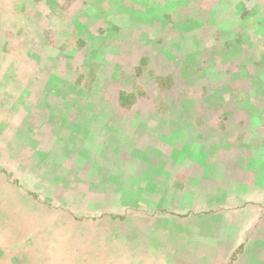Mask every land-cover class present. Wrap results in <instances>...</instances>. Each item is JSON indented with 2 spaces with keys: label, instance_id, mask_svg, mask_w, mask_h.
<instances>
[{
  "label": "rangeland",
  "instance_id": "374dc122",
  "mask_svg": "<svg viewBox=\"0 0 264 264\" xmlns=\"http://www.w3.org/2000/svg\"><path fill=\"white\" fill-rule=\"evenodd\" d=\"M11 2L12 1L10 0H0V165L5 166L6 170L13 173L11 174V179L17 180L18 187L13 185L11 181H6L4 177L0 175V223L1 225L5 222L14 223L13 220L15 217H18V220L16 221L17 225L23 226V220L21 221V219L26 215V209L29 205L30 209L34 207V217L38 219L40 218L42 220L41 222L46 226H50L51 229L49 228L50 230L48 229L46 234L41 232V234L36 235L35 237L34 235H31L26 246H23V243L19 242L20 240H18L17 237L15 238L18 242L15 243L12 237L14 235H10L11 237L7 236L13 232V228L11 231H7L6 234L3 233L5 230H2V233L0 234V243L6 246V249H8L11 244L10 249L5 252V255L13 253L11 261L18 260L21 262L22 259H18L19 256L27 257L29 255L31 258L29 261H32L34 264H44L42 254L40 253L53 246L54 251L56 250L55 260L60 258L65 254V246L68 244L67 250L74 247L75 257L73 260L75 261V264H83L81 257L78 255L77 249H86L87 245L85 243L87 240L84 232L83 234H76L75 231L67 229L66 225L69 223L70 219L68 213L71 212H66L65 210H63L64 212H61L62 202H64L61 200L62 196H60V200L56 202L49 201V199H53L49 198L50 196L52 197L53 193L65 189L63 186L64 182L67 183V185H71L72 183H76L77 178L80 177L78 174L76 176L71 172L70 167L72 165L75 167L76 163L80 166L79 159L76 157L82 150L74 147V138L75 132L81 127V120L89 115V111L84 112V108L79 107L76 99L79 95H83V98H85L83 100H86V97L84 96L88 92H91L88 96H91L92 98L96 96L95 93H93V90L97 88V86H100L101 83L104 84L108 80V77L110 78L111 75L114 74L112 70L115 66L118 70L124 65L131 67L129 64L132 61L138 60L139 53H141V55H146L148 52H151L152 54L154 53L155 55L156 53L158 54V47L156 48V45L153 42L147 43L145 41L158 34V30L160 31L162 28L151 27V30H148V32H144L138 27L134 28L132 34L128 35L129 37L131 36L129 40L130 43L128 41L129 44H124L117 41L118 38H116V34L113 33V30L110 29L109 24L103 26V36L94 34L92 28L96 23V19L91 18L90 22H87H92L91 26H86L84 30L82 29L83 31L80 30V25L78 26V23L75 21V25L71 23V25L66 27V30L60 28L59 34L55 33L51 36L45 34L46 30L44 28L41 30L40 27L42 25L51 26L53 23H61L67 19L69 15H73L70 9H65L67 13L64 14L55 10V15H58L57 17H59L58 21L56 19L57 17L47 21L45 13L38 12V9L42 8L41 6H39L38 9L34 8L31 1L28 2L27 6H18V4L11 5ZM27 7H29L28 11L25 10ZM260 8L264 11V6L262 4L256 6V10H260ZM245 9L249 10L247 7H245ZM99 10L97 9L98 12H100ZM49 12L50 11L48 10L47 13ZM78 16L77 18H71L70 21L78 19ZM96 18H100V16L97 15ZM87 21H89V19H87ZM258 27H264V16L262 19H259ZM121 29L122 28L120 27L119 31L121 35L122 33H126ZM193 30L192 34H194V36H189V33L188 35H183V37H186L189 41L184 44L178 43L181 44L182 47L177 45V50L179 52L175 54V58H170L171 60H162L160 56L158 59H154L151 55L148 62L141 63V71H143V74L137 77L138 84L145 86L146 90H149V87H151V84L153 83V78L157 75L166 74L167 70L170 68L171 70L169 71L177 72L175 76L177 78L176 84H178V82H180L179 80L182 79L179 77L178 72H180V68L187 66L184 57L189 55L192 56L190 49H205V59L207 60L218 57L219 51L211 50L212 48L208 47L209 39L205 37H211L209 35H204L208 29H203V26L200 25L196 29L193 28ZM234 31L236 30L234 29L233 32ZM143 35L145 36L143 37ZM232 36L233 37L229 41L230 45L236 46L237 42H242L240 45L241 47H238V52L243 60L246 58L249 62L253 63L256 60H259V52L261 53L264 51V37L261 36L259 30L253 26V24H251V27H244L242 24L239 26V30L232 34ZM78 37L89 42L86 50L87 53L92 51L94 55H96L89 66V70L90 68L92 69V75H89V73L87 79H85L83 85H81L85 88L82 92H80V87L78 88L79 84L74 82L76 70H78L80 75L87 74L89 70H82V66L80 65L81 61L78 58L79 49L68 44L64 51L57 50V47L65 40V38L69 40ZM169 39H171L170 36ZM45 42H47V44ZM254 42L257 44V49L256 52L249 57V50ZM45 44L47 47H45ZM111 46H114L115 49L105 50V48ZM168 54L169 52L167 51L165 56L167 57ZM188 58L189 63L195 65L199 63V61L193 56V59L191 57ZM106 61H108L107 64L109 63L110 66L112 65V68L107 69ZM144 64L146 65L144 66ZM85 66L87 67L86 64ZM249 73H251V71H244L239 77L235 76L237 79L233 81L228 79L229 75L228 77L220 76L218 78L217 76L215 77L210 74H201V79L200 77L191 79L193 75L190 77L185 75L183 78L185 81L184 90L177 86L178 90H175L173 87L170 91H166V86L163 85L161 88L162 91L160 90L158 101L155 100L156 103L147 100L146 102L144 101L145 98L142 97L140 102L133 107V115L126 112L121 115V118H119L121 113H117L118 115L116 116V111H114L113 114L115 113V115L114 118L113 116L112 118L115 124L121 121L120 125L116 124L119 126V130L114 132L112 136L106 134V144L97 151L89 152L87 156L89 159L88 165H92V170L85 169L88 165L82 167L85 169V175L83 174L81 177H84L87 181H91L93 188L95 187V175L103 176L104 171H106L105 173H118L115 179L118 182H120L121 179H128L132 174V168L137 166L134 162H137L140 159L134 156V162L125 161V159H120V157L119 160H117L118 157L116 150L122 146L123 142L127 141L129 146L132 147L134 145V149H131L132 153L134 152L135 154L138 150L141 151L143 148L149 147L150 149L148 148L145 150V154L148 156H151L150 154H152L156 159L151 164L153 167L146 172L143 171L140 176L135 177V180L138 182V188L135 189L134 185H130L129 188L125 190L124 195L128 194L131 199L140 198L146 195H156L158 194L159 188L166 193L168 187L163 184L166 175L170 177L169 180L172 179L177 172L187 173L188 176H191L192 178L199 177V170L202 163H200V158H198L193 151L190 150L189 153L186 152L183 156L179 157L180 153L183 152L182 150H179L180 148L176 149L173 145L170 150H165V147H163L164 142H157V140H161V136L165 134L161 133L162 130L165 129V125L168 124L165 117L171 116L176 120V118L182 116L181 121L186 122V124L189 121L190 130L193 131L197 117H199V115H204L206 116V120L202 125L201 130L205 131L208 127L206 122H210L212 117H215V112L220 111L219 109H225L227 111L232 109V105L235 104V100L240 95L239 91L242 89L239 87L242 83L240 77H249ZM252 74V77H255L256 71ZM70 76H72L73 79H70ZM95 79L97 84L93 83ZM197 80L199 81L197 82ZM259 80H262L263 83L260 84L259 81L257 89L259 92H262L264 88V74L259 77ZM233 90L236 93L237 91L239 93L236 94ZM226 93L228 94V97L224 102L223 96ZM175 95H178L177 100H175ZM258 101L259 102L256 103L257 108L255 111L254 123H256L257 120L264 119V99ZM146 104L149 105L150 108L154 105L153 108L156 107V109L160 113H164V115H159L158 112L155 111L152 113V116H145L142 121L140 118V112L148 107ZM64 110L66 114L62 115ZM82 113L84 115H82ZM19 115H23L21 120ZM246 116L247 115H244L241 112L232 115L229 123L231 124L230 126H237L241 121H246L247 124L245 126L243 125V131L241 130L242 127H237V131L239 132H232L230 137L224 140L230 142L227 149L214 146L212 142H210L211 144H207L208 141H210V138L205 141V144L207 145V153H210V157L207 160L209 163L215 161L217 153L219 155L223 154V157L225 158L220 163L218 161L215 164L208 163L207 165L210 167V174L213 176H210L212 180H205L202 176V178H200V192H198V194H193L194 192L192 190H187L188 192L183 195V198L191 199V197L194 196V198L189 201L188 205H191L195 212L194 215L197 216H200L201 213L207 210H204V203H211L212 206L209 211L216 209V212L219 213L216 217L212 216L211 222L213 225L224 231L228 228L234 232L237 231V234L242 236V239L236 241V243H242L244 239L247 240L245 243L246 250L244 252L248 255L247 258L249 261L238 260L236 257L232 259L231 264H234L236 259L238 260L237 264H264V175H262L261 178L248 177V170H246L243 172L245 177L241 176L238 179L240 182L244 181L240 184L233 181L228 174L229 163L227 164V162H231L232 159L227 156V153L234 152L233 154L235 155L243 154L244 150H248V148L252 146L250 143L253 135V132H251L252 125ZM150 121H153L151 125L149 124ZM68 122L69 125H67ZM146 123H148V127L145 125ZM121 124L126 126L123 128ZM154 127H159V129L157 128L156 131ZM130 128H132L131 131ZM143 130H147V133L145 134ZM241 131L242 133H240ZM10 135L17 137L18 141H21L22 147L27 144L32 149V153L30 155L27 153L26 156H20L19 150H11L8 154V146L6 147L3 145V142ZM134 136H142V139L137 138V140H135L133 139ZM151 139L155 142H152ZM184 139L185 137H180L179 140L177 139V143L183 142ZM48 143L50 147L47 146ZM14 145L10 144V147ZM111 146H116V149L111 150ZM139 154H141V152ZM183 157L184 159L181 160ZM19 158L27 163L21 164ZM58 158L67 161L61 162ZM156 162L157 164L154 165ZM240 163L247 164L248 161L243 158V160H240ZM110 164H113L116 168H112ZM256 166L259 168L258 170H264L263 163L260 162V164H257ZM52 173L53 175L56 173V175H48ZM28 176L32 177V181L30 182V186L26 188V181L19 178L29 179ZM50 181L54 185H52ZM116 181L115 183L118 184ZM34 183L36 187L33 188ZM47 183L53 186V191L50 190V195L46 193L48 189L45 184ZM146 183L152 185L154 190H151L150 188L149 190L151 191L144 190L145 192H142L141 189L146 186ZM129 184L130 182H126V185ZM221 185L224 187L219 191L215 189ZM134 189V193H128L134 191ZM207 192H213V196L216 194V200L213 197L214 200L211 199L210 201H207L211 198L205 197L207 196ZM32 193L43 198L46 202L49 201V203H39V205L32 206V203L28 202H32L31 200H28L29 198H32ZM105 194L106 197L110 199V196H107V190ZM222 194H224V196H222ZM124 195H120L119 198L121 199ZM124 198H126V196H124ZM165 199H167V197ZM103 201L105 202V199H103ZM101 203L102 206L98 202L95 205L99 210L103 209V202ZM50 204L52 208L48 207ZM133 205V207H136L135 203ZM140 205L157 209L155 205H152V202H140ZM165 206L170 208L169 213L174 214V219L178 221L181 220V217L186 210V208L181 207L180 203L174 199L171 204L164 205L163 208ZM55 207H58V210H53ZM116 208L117 210L121 209L119 204L116 205ZM19 210H22L21 213ZM129 211L132 216H128ZM138 211H141V209L135 208L132 211L131 208H128V212L123 217L125 221H130V227H115L118 235L123 232L120 237H117L118 244L123 246V248H121L122 251L121 249H118L117 252L114 250L109 256H107L108 258H106L105 262H103L102 259L99 261L96 259L92 264H112L113 260L116 259L120 261L122 253L119 252H129L132 248H137L136 246L139 245V243L136 239H139L143 232L146 231L144 229L146 226L151 227L153 233H155L153 234L155 237L159 235L157 233H160L164 227L161 218L157 217L156 219L158 220L153 222L152 225H149L147 220L149 216H147V214H149L150 210H145V214H141L140 216L137 214ZM110 212L111 216L117 214L114 212L113 204H111L109 210L101 213L107 215ZM119 212H121V210ZM99 215L100 214L96 215V217L98 218ZM34 217L32 215L33 219ZM192 219H194L193 221L190 220L192 224L198 223V217ZM141 221L142 224L145 222L146 226H140ZM184 222H186V220L181 223L182 226ZM253 223H255L254 225L257 230L252 229ZM88 224L89 223L86 221L77 223L80 228H87ZM101 226L105 225L102 224ZM111 227L113 228L114 226ZM83 231H86V229H83ZM96 231L97 233L93 235L94 240H91V244H93L98 250H101L98 248L100 245L97 244H99L98 241L103 238L102 231L100 229H96ZM107 231H110V228H108L106 232ZM217 232L218 229L213 228L211 235H214ZM146 234L149 233L147 232ZM52 235L55 236V245H52L49 240V237H52ZM201 236L203 235L198 233V237ZM8 237L11 239H8ZM166 237L164 236L163 240L169 239V236L168 238ZM61 238L63 239L60 241ZM170 238L172 240V237ZM46 239H48V243L46 242ZM178 240L182 241V237L178 236ZM106 243L109 244V241ZM236 243L229 249L230 251H224L226 255L229 256L231 252L235 250ZM146 248L151 254L156 253V251L152 250V248H157L154 243H151L150 249L148 247ZM146 248H142L141 254L147 258L148 252H146ZM15 253H18V255ZM251 253H253L252 257ZM98 255L103 256V251L101 250L98 252ZM109 259L112 263H107ZM160 261L162 262V260ZM218 263L219 260L215 259L213 264Z\"/></svg>",
  "mask_w": 264,
  "mask_h": 264
},
{
  "label": "trees",
  "instance_id": "16d2710c",
  "mask_svg": "<svg viewBox=\"0 0 264 264\" xmlns=\"http://www.w3.org/2000/svg\"><path fill=\"white\" fill-rule=\"evenodd\" d=\"M11 5L18 6H27L28 2L31 1L34 8H37L41 6V9H38V12H44L46 15V20L50 21V19L57 17L55 15V10L60 11V13L64 14L67 13L66 10H69L72 12V16L69 15L67 19L62 21L61 23H53L51 26H41V30L44 28L46 30L45 34H49L52 36V34H59V29L63 28L66 30V27L69 25L74 24L75 21L78 23V26L80 25L81 29L84 30L86 26L90 27L91 18L96 19V23L94 24V27L92 28V31L94 34H98V36H103V26L110 25V29L113 30V33L116 34V38H118V42L129 44L130 43V37L134 28H139L143 30L144 32H148V30H151V27L154 28H162L160 31L158 30V34H156L154 37H150L147 39V43L153 42L156 45V48L158 49V54L156 55L151 52H148L146 55H141V53H137L139 58L136 61H132L129 66L124 65L120 70L115 66L112 72H114L111 77H108V80L103 84L101 83L100 86H97L93 90V93H95L96 96L93 98L91 96H88L91 94V92H88L84 97H86V100H83V95H79L77 97L76 101L79 104L80 108H84L85 111H89V115L86 118H83L81 120V127L75 132V138H74V147L79 148L81 151L80 154L76 157L79 159L80 166L76 163L75 167L73 165L70 167V171L73 172L76 176L77 174L80 176L77 178L76 183H72L71 185H67V183H63V186L65 189L60 190L59 192L53 193L52 200L49 199L50 202H56L60 200V196H62L61 200L62 202V211L65 210L70 216L69 223L66 225L67 229H70L71 231H75L76 234H83L86 237L87 242L85 243L86 249L79 248L77 249L78 255L82 259L83 264H92V262L97 259L103 260V262L106 261L107 256L110 255L112 251H116L118 249L123 248L121 244H118L117 237H120V235L123 234L121 232L120 235H118L117 230L115 227L124 226L126 228L130 227V221H125L124 216L128 212V208H131L132 211L137 208L141 209V211H138L137 214L140 216L141 214H145V210H150L149 216L147 218L149 225H152L153 222H156L158 219L157 217H160L162 220V225L164 226L162 231L160 233H157L155 237V233H153V230L151 227H147L145 225V222H140V226H146L144 229L146 231L143 232L142 236L139 237V239H136L139 245H137V248H132L129 252H119L122 253L121 260H113L109 259L107 263L112 264H213L214 260H219L218 264H231L233 258H238V260H248V255L245 254V243L246 239L243 240L242 243H236V241H239L242 239V236L237 234V231H232L230 228L226 229L225 231L223 229H220L213 225L211 222L212 216H218L219 213L215 210L209 211L212 204L211 203H204V210L205 212L201 213L200 216L194 215L195 212L193 211L191 205L189 204V201L191 199L183 198V195H185L189 190H192L193 194H198L200 192L201 188V180L200 178H203L205 180H212L210 176V167L207 165L209 162L207 161L210 157V153H207V145L205 144V141L209 140L207 144H212L217 147H222L224 149H227V147L230 145V142L224 141L228 137H230V134L232 132L238 133L239 131L237 127H242L241 130H244L243 125L245 126L247 123L246 121H241L239 125H233L230 126V119L232 118V115L235 113L241 112L244 115H247V119L251 122V132H253L252 138L250 140V143L252 146L248 148V150H244L243 154L235 155L234 152H228L227 156H229L232 161L227 162L229 163V175L230 178L242 184L243 182L238 181V179L241 176H244L243 172L248 170V177L258 178L262 177L264 175V170H258L259 168L256 166L257 164L263 163L264 165V119L263 120H257L256 123H254L255 119V111L257 108L256 103L259 102L258 100L264 99V88L262 92H259L258 85L259 81L260 84L263 83L262 80H259V77L264 74V51L261 53L259 52L260 58L259 60H256L253 62H249L248 59L245 58L243 60L242 57H240V53L238 52V47H241L240 45L242 42H237V45H230L229 41L233 37L232 34L237 32L239 30V26L242 24L244 27H251V24L255 26L262 37H264V27L259 28V19H262L264 16V11L256 10V6L258 4H262L264 6V0H10ZM16 2V3H15ZM18 2V3H17ZM15 3V4H13ZM256 5V6H255ZM245 7H247L246 10ZM100 11L98 12L97 9ZM66 9V10H65ZM26 11L29 10V7L25 9ZM50 11L47 13V11ZM47 13V14H46ZM79 15V16H78ZM97 15L100 16V18H96ZM70 21L71 18H77ZM57 17V21H58ZM89 21H87V19ZM105 18V20H104ZM86 20V21H85ZM108 21V22H107ZM51 23V22H50ZM86 24V25H85ZM203 26V29L207 28V32L204 33V35H209L211 38L205 37L209 42V48H212L211 50L219 51V56L215 57L214 59H205V49H190L192 52V56L196 58V60L199 61L197 65L193 63H189V58L192 56H186L184 57L185 62L187 63V66H183L180 68V72H178L180 79L178 84L177 78L175 74L177 72L169 71L168 69L166 74L164 75H157L153 78V83L151 84V87H149V90L145 88L143 85H139L137 81V77L143 74L142 64L148 62L151 55L154 59H158L159 56L163 60H171L170 58H175V54L179 52L177 50L178 46H181V44L186 43L189 41L186 37H183V35L194 36L193 28L196 29L198 26ZM93 26V25H92ZM197 26V27H196ZM120 27L122 28L123 32L122 35L120 34ZM236 30L233 32V30ZM82 30V31H83ZM141 32V31H140ZM142 33V32H141ZM140 33V35H141ZM191 34V35H190ZM93 35V34H92ZM121 35V36H120ZM145 35H143L144 37ZM169 36L171 39H169ZM96 38V37H95ZM93 39V38H92ZM211 39V40H210ZM264 40V38H263ZM129 41V43H128ZM172 41V42H170ZM47 44V42H45ZM181 43V44H178ZM45 44V47H47ZM68 44L73 45L75 48H78V58L81 61L82 70H89V66L93 62L96 55L92 51L87 53V48L89 45L88 41H85L83 38H71L61 42V44L57 47V50H63L68 46ZM176 44V45H175ZM178 45V46H177ZM182 47V46H181ZM184 47V46H183ZM109 49H115L114 46L107 47L105 50ZM257 49V44L255 42L250 47V54L249 57H251ZM114 51V50H112ZM169 52L168 56H165L166 52ZM98 58V57H97ZM218 58V59H217ZM103 59V57H102ZM112 59V58H111ZM193 59V58H192ZM108 61H106L107 64ZM142 63V64H141ZM87 65V67L85 66ZM146 64H144L145 66ZM80 66V67H81ZM112 66V65H111ZM110 64H107V69L112 68ZM114 66V65H113ZM120 66V65H119ZM121 67V66H120ZM126 68V69H124ZM92 69L85 73L84 75H80L78 70H76V75L74 82L78 83L80 87V92H82L85 88L82 87L84 80L87 79L88 74L92 75L91 73ZM244 71H251L249 73V77L243 76L240 77L242 80V83L239 85L241 87V91L239 97L235 100V104L232 105V109L230 111H227L225 109H219L220 111L215 112V117L213 116L210 122L207 123V129L205 131L201 130L202 125L205 123L206 116L197 117L194 129L191 131L189 121L182 122L181 117L176 118V120L173 119L171 116H166L165 119L168 121V124L165 125V129L162 130L161 133H165L161 136V140H157V142L163 141V147L166 149H171L174 145L176 149L180 148L179 150H182L183 152L180 153V156H183L186 152L189 153V151H193L195 155L200 158V163H202V166L199 170L200 176L192 178L191 176H188L187 173L184 172H175V176L169 180L170 177L166 175L165 181L163 184L168 187V190L166 193L163 192L159 188L158 194L153 196H143L140 198H134L131 199V197L128 194L124 195V192L126 189L129 188L130 185H134L135 189L138 188V182L135 180L136 176H140L143 171H148L151 167H153L151 164L154 162L155 157L154 155L150 154L151 156H148L145 154V150L149 147L143 148V150H138L135 154L134 152H131V149H134V145L131 147L128 145L127 142H123L122 146L116 150V154L119 160L125 159L128 162H134L135 157H138L137 162H134L137 166L133 167V171L131 176L125 179H121L120 182L116 181V175L118 173L114 172H103L102 175H95V187H92V182L87 181L83 176L84 170H92V165H88V154L92 151H97L99 148L103 147L106 144V134L113 135L114 132H117L119 130V126L121 121L119 123L115 124L113 118L116 111L117 113H131L133 115V107H135L138 102H140V99L145 98L144 101H152L153 103H156L158 101V98L160 96V90L162 86H166L165 90L170 91L171 88H175V90L178 88L185 89V81L184 77L187 75V77H191V79L199 78L201 79V74H210L217 76L218 78L220 76H227L229 75L228 79H231L232 81L237 79L235 76L241 75ZM256 71V76L252 77ZM151 72V71H150ZM154 76V75H153ZM232 76V77H231ZM235 77V78H234ZM70 79H73L72 76H70ZM69 79V80H70ZM124 79V82H123ZM199 80H197L198 82ZM72 82V81H71ZM72 82L73 84H75ZM96 83V79L93 82ZM238 88V87H237ZM162 91V90H161ZM234 91V90H233ZM235 92V91H234ZM237 91V93H239ZM243 92V94H242ZM79 93V92H78ZM86 93V92H85ZM236 93V92H235ZM236 93V94H237ZM177 96L175 95V100H177ZM237 96V95H236ZM228 94H224L223 101L225 102L227 100ZM82 100V101H81ZM146 101V102H147ZM187 102V100H186ZM147 105V104H146ZM148 107L143 109L140 112V118L144 119V117L152 116V113L157 111L158 114L160 113L156 107L153 108V106L150 108ZM65 110L62 112V115H65ZM82 115H84L82 113ZM23 115H19V118L21 120V117ZM113 116V118H112ZM157 116V115H156ZM135 117V116H134ZM173 119V120H172ZM241 120V119H238ZM6 122V121H4ZM153 121H150L149 124L151 125ZM115 124V125H114ZM155 124V123H154ZM69 125V122L67 123ZM148 127V123L145 124ZM121 126L124 128V124H121ZM157 131V128L154 127ZM132 128H130V131ZM175 130V132H174ZM144 131V130H143ZM242 131L240 133H242ZM18 132V131H15ZM78 132V133H77ZM144 133H147V130L144 131ZM143 133V135H144ZM160 133V134H161ZM137 135V134H136ZM182 137L184 139L183 142L177 143V139ZM137 138L142 139V136H134L133 139L137 140ZM217 138V139H215ZM158 139V136H157ZM152 140V139H151ZM198 140V141H197ZM197 141V142H195ZM152 142H155L152 140ZM6 147L8 146V154L11 152V150H19V155H25L28 153L29 155L32 153V149L26 144V146L22 147L21 141H18L17 137H13L10 135L7 139L3 142ZM116 143V141H115ZM217 143V144H216ZM11 145H14L10 147ZM114 144V142H113ZM28 146V147H27ZM34 146V145H33ZM49 146V143L47 144ZM50 147V146H49ZM15 148V149H14ZM27 149V150H26ZM111 150H115L116 146H111ZM150 149V148H149ZM184 149V150H183ZM178 150V151H179ZM177 151V152H178ZM130 152V153H129ZM141 152V154H139ZM218 152V151H217ZM215 157V161L209 164H215L217 161L220 163L224 160L225 157H223V154H218ZM236 156V157H235ZM130 158V160H129ZM246 159L248 161L247 164L240 163V160ZM59 161L64 162L67 160H62L58 158ZM184 157L181 159L183 160ZM21 164H26L27 162L23 159L19 158ZM30 160V159H29ZM124 161V163H125ZM224 163V162H223ZM139 164V165H138ZM157 162L154 164L156 165ZM255 164V165H253ZM87 168H82L86 167ZM112 168H116V166H113V164H110ZM233 166V167H232ZM67 167V166H65ZM198 169V168H197ZM257 170V171H256ZM254 171V173H253ZM51 172V171H50ZM49 172V173H50ZM89 172V171H88ZM262 173V174H260ZM10 171L6 170L5 166L0 165V175L4 177V179L7 181H11L13 185L17 186V180H12ZM49 176H52V174H48ZM56 175V173L54 174ZM53 175V176H54ZM85 175V174H84ZM23 177V176H22ZM213 177V176H212ZM245 177V176H244ZM29 179L19 178L24 181H26V188L30 186V182L32 181V177L28 176ZM115 181L118 183L116 184ZM167 181V182H166ZM200 181V182H199ZM126 182H130L129 185H126ZM149 182V181H148ZM147 182V183H148ZM198 182V184H197ZM50 183L54 185L51 181ZM146 183V186H144L141 191L145 192L144 190L151 191L154 190V187L152 185H148ZM166 183V184H165ZM29 184V185H28ZM47 183L45 184L47 186V192L48 195H50V190L53 191V186ZM226 186V185H225ZM36 187L35 183L33 185V188ZM114 189H113V188ZM224 186L216 187V190H220ZM151 188V190H149ZM134 191L128 192L131 194ZM11 190V189H10ZM107 190V196H110V199L106 197ZM188 190V191H187ZM214 191V190H213ZM68 192V193H67ZM69 194V195H65ZM104 194V196H103ZM124 196L120 199V195ZM213 192H207L205 197L209 198L207 201L216 200V194L215 196L212 195ZM218 196V195H217ZM224 196V194H222ZM32 198H29L28 200H31L32 202L28 201L29 203H32V206L39 205V203H49L44 201L43 198L39 197L38 195L32 193ZM163 197V198H161ZM167 197V199H165ZM214 197V199H213ZM128 198V199H127ZM66 199V200H65ZM105 199V202L103 201ZM174 200H177L181 207L186 208V210L183 213V216L181 217V220L174 219V214L169 213V209L166 206L163 208L164 205H169ZM206 200V199H205ZM100 203L102 206L103 202V209L99 210L96 208V203ZM118 202V203H117ZM140 202H152V205L156 206L157 209L151 208V207H144L140 205ZM136 204V207H133V204ZM111 204L114 206V212L117 213L114 216H111V212L107 215L102 214L101 212H104L106 210H109L111 207ZM119 204L121 207L120 210H117L116 205ZM49 208H52L51 204L48 205ZM34 207L30 209L29 205L26 209V215L23 220V226H18L16 221L18 220V217H15L13 220L14 223L11 222H5L0 223V234L2 233V230L4 234H6L7 231H11L13 228V232L8 234L7 236L14 235L13 241L17 243V239L20 240L19 242L23 243V246H26L28 241L31 238V235H39L42 233L46 234L48 229L51 227L46 226L41 222L42 220L39 218H35V213L33 212ZM30 210V211H29ZM53 210H58V207L54 208ZM68 210V211H67ZM20 211V210H19ZM22 211V210H21ZM20 211V213H21ZM29 211V212H28ZM45 211V210H44ZM18 212V211H17ZM16 212V213H17ZM99 212V213H96ZM98 218L96 215H98ZM32 215L34 219L32 218ZM128 216H132L131 212L129 211ZM107 217V218H106ZM198 217V223H191L190 220H194L192 218ZM183 226L182 222L185 221ZM255 220V219H254ZM82 221H86L89 224L87 225V228H80L77 223H80ZM105 226H101V225ZM253 223L252 229L257 230L255 225ZM129 225V226H128ZM111 226H114L113 228ZM98 227V228H96ZM209 227V228H208ZM108 228H110V231H107ZM124 228V229H126ZM213 228L218 229V232L214 235H211V231ZM49 229V230H50ZM83 229H86V231H83ZM96 229H100L103 235V238H101L98 242L100 245L98 248H100L104 255L100 256L98 255V252L101 250H98L94 247L93 244H91V240H94V236L97 231ZM230 229V230H229ZM65 232V231H63ZM149 234H146V233ZM33 233V234H32ZM198 233L202 234L203 236L198 237ZM116 235V236H115ZM168 238V240H163V237ZM178 236L182 237V241L178 240ZM11 237V236H10ZM8 237V239H11ZM17 237V239L15 238ZM93 237V239H92ZM172 237V240L171 238ZM188 237V238H187ZM53 239V240H52ZM55 236L52 235V237H49V240L52 245H55ZM63 238L60 239V241ZM48 243V239H46ZM12 241V240H11ZM109 241V244L106 243ZM172 242V243H170ZM151 243H154V245L157 248H152L153 251H156V253L151 254L146 247L150 249ZM235 250L231 252V254L228 256L225 254L224 251H228L230 248L233 247V244H235ZM8 244V243H7ZM20 244V243H19ZM150 244V245H149ZM169 244V245H168ZM21 245V244H20ZM68 244L65 246L67 250ZM11 247V244H10ZM10 247L8 249H10ZM15 247V245H14ZM13 247V248H14ZM12 248V249H13ZM142 248H146V252H148V257H144V255L141 254ZM6 246L0 243V264H34L32 261H29L31 259L29 255L27 257H20L18 259H22L21 262L18 260L11 261V257H13V253H9L5 255ZM63 256L55 260V251L54 246L47 249L46 251L40 253L42 254V260L44 264H75V261L73 260L75 257V250L74 247L70 248L66 251ZM12 251V250H11ZM14 251V250H13ZM122 251V249H121ZM230 251V250H229ZM18 255V253H15ZM9 255V256H7ZM39 256V255H38ZM253 256V253H251V257ZM250 257V258H251ZM249 258V259H250ZM162 260V262L160 260ZM238 260L236 259L234 264L238 263ZM26 261V263H25ZM14 262V263H13Z\"/></svg>",
  "mask_w": 264,
  "mask_h": 264
}]
</instances>
